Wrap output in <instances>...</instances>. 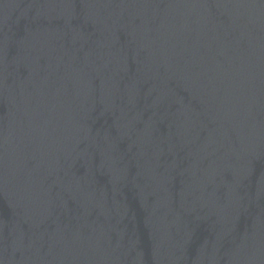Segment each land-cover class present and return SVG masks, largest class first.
<instances>
[{
    "label": "water",
    "instance_id": "water-1",
    "mask_svg": "<svg viewBox=\"0 0 264 264\" xmlns=\"http://www.w3.org/2000/svg\"><path fill=\"white\" fill-rule=\"evenodd\" d=\"M0 264H264V0H0Z\"/></svg>",
    "mask_w": 264,
    "mask_h": 264
}]
</instances>
